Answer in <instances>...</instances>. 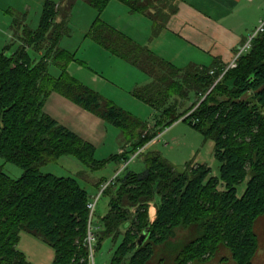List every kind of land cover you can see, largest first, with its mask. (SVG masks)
Returning <instances> with one entry per match:
<instances>
[{
    "label": "trees",
    "instance_id": "16d2710c",
    "mask_svg": "<svg viewBox=\"0 0 264 264\" xmlns=\"http://www.w3.org/2000/svg\"><path fill=\"white\" fill-rule=\"evenodd\" d=\"M109 1L86 0L97 18L85 37L152 77V84L137 88L134 96L160 113L156 114L158 128L182 118L211 140L219 175H210L204 164L187 163L177 170L157 152H148L144 171L137 174L125 168L102 191V196L111 191L113 195L101 220L103 229L95 233L93 253L99 236L113 238L123 230L114 264H146L153 245L168 243L174 230L182 227L186 233L178 244L176 264L204 260L223 246L235 264H250L257 248L253 223L264 214V32L252 40L250 50L238 57L234 68L224 71L225 65L218 61L178 68L103 22L100 15ZM116 1L131 14L150 18L152 39L163 30L169 12L161 0ZM68 7L62 13L54 2L44 0L38 28L30 30L14 22L13 27L20 29H15L20 45L11 57L0 53V158L22 169L17 179L0 170V264H26L16 249L22 229L52 248L51 264L71 260L72 264H89L87 191L74 177H57L40 168L62 156H71L85 167L123 160L141 148L137 154L142 156L158 133L149 134L145 121L102 100L68 74L74 55L58 47L68 32ZM59 14L62 20L56 22ZM26 47L41 54L38 63L33 64ZM48 59L60 69L59 76L48 74ZM52 92L116 127L133 143L131 148L96 160L91 143L43 111ZM191 95L196 100L190 109L178 113L175 98L189 100ZM171 98L174 101L169 105ZM109 180H97L96 190ZM244 181L238 196L237 187ZM154 197L158 203L149 219L147 207Z\"/></svg>",
    "mask_w": 264,
    "mask_h": 264
},
{
    "label": "rangeland",
    "instance_id": "374dc122",
    "mask_svg": "<svg viewBox=\"0 0 264 264\" xmlns=\"http://www.w3.org/2000/svg\"><path fill=\"white\" fill-rule=\"evenodd\" d=\"M38 1H41L40 6L36 4ZM42 3L43 0H32L26 9L28 12L26 25L30 30H36L38 28ZM71 3L69 15L67 16L68 21L66 22L68 32L62 35L58 42L59 48L74 55V61L67 67L68 74L70 76L72 74L74 79L77 81L79 80V82H82L84 85L87 84L85 86L96 92L102 100L110 101L117 107L145 121L150 131L149 134L157 130L158 133L156 137L154 139L152 138L147 146L144 147V149H146L142 156H138L137 153L141 152L143 148L139 149L134 155L126 156L123 160L109 161L106 165H95L92 167H85L71 156H62L56 162L42 166L40 171L53 174L57 177H74L80 186L87 191L89 201L91 202L94 197L98 196V190L95 188L98 182L97 180L101 178L111 179L116 171L121 170L126 161H128L126 172L141 173L145 169V162L143 161L144 155L153 151L157 152L177 170H181L187 163L191 165L204 164L210 169V175L218 177L219 162L214 157L213 142L209 139H205L189 122L182 121V118L169 126L158 128L160 125H156V122H158L156 121V114L160 113L143 101H140L133 94L138 83H144L143 76H140L143 74H140L136 67L131 66L122 59L112 55L109 57L100 46H97L91 39L86 38L84 33L87 32L88 28L92 25L94 20H96L97 12L86 0H73ZM161 3L165 5L166 11L170 10V0H161ZM1 7L0 5V8ZM122 11L124 12L123 15ZM0 12L5 14L1 9ZM1 13L0 53L4 52L6 56L11 57L18 46V36L16 32L14 33L15 37L13 36V31L10 26L13 24L14 18L23 19L25 16H21L22 14L17 15L18 13H15L13 16ZM100 18L107 25L119 32H121V30H127V32L122 31L123 34H126L125 36L130 35L135 38V40L141 41L144 39V35H151V20L144 16H139L138 14H130L126 6L116 0H110L107 3ZM15 29L17 28L13 30L15 31ZM160 38L161 36L157 38V40ZM168 40L167 38V44H169ZM154 41L155 39L153 42ZM169 45H171V47L175 46L173 42ZM167 48L169 50V47ZM25 50L33 64L41 60V54L32 47H26ZM170 51L172 50L170 49ZM47 63L48 74L53 77L59 76L61 72L60 69L53 65L49 59ZM51 94L57 93L52 92L48 97ZM175 99H177L175 110H177L178 113H182L188 108L190 109L196 97L193 96V98L189 100L180 99L178 97ZM173 101L174 98L169 99L168 104H172ZM52 107H57L55 108V116L60 117V115H67L66 117H61L62 120L59 119L60 121L67 125H71L72 123L74 131L77 132L78 136L93 144L96 150V160H103L111 155H119L130 149L133 144L130 141H126L124 139L125 137H123L116 127L104 121L102 122L100 118L90 112L86 111L88 113H86V115L90 117L93 115L95 118L100 119L99 123H102L99 127L97 125L95 129L91 123L96 119L87 121L81 117L82 120L79 117H73L75 115L66 114L65 108L58 107L54 102L45 105L46 110L44 109L43 111L51 112ZM162 123H164V121H162ZM0 170L12 179H17L22 174V169L20 167L11 163H6L1 158ZM245 184L246 181L237 187L238 196L242 194ZM112 195L113 192L111 191V193L106 196L103 195L98 198L91 222V231L94 234L96 231L101 232L103 229L101 220L109 210L108 203ZM157 203L158 197H154V199L148 203L147 215L149 219L155 214V206ZM252 229L256 237L257 248L250 264H264V214L254 221ZM185 233L186 231L184 228L178 227L174 230V237L170 238L168 243L153 245L151 257L146 264H176V256L179 248L178 244H180ZM123 234L124 231L120 230V233L113 238H101V236H99L92 263L114 264L113 260L116 259V250L123 239ZM18 236L19 239L16 244V249L23 254L26 264H51L54 252L45 241L24 229L19 232ZM72 261L73 260H71L69 264H72ZM190 264H235V262L232 259L230 250L223 246L212 256L204 260L193 261Z\"/></svg>",
    "mask_w": 264,
    "mask_h": 264
},
{
    "label": "crops",
    "instance_id": "0c3cea01",
    "mask_svg": "<svg viewBox=\"0 0 264 264\" xmlns=\"http://www.w3.org/2000/svg\"><path fill=\"white\" fill-rule=\"evenodd\" d=\"M31 1L32 0H0V5L2 6L0 9L5 12V14H8L10 16H13L15 13H18L17 15L22 14L21 16H25L23 19H12L13 23H16L15 26L27 27L26 23L28 12L26 9L28 5H30ZM50 1L54 2L59 8H61V12L63 13L65 12V8L68 7V2H72L73 0ZM170 1V6H172L174 11L170 12V10L172 9L170 8V10L166 12L169 13L164 28L163 30H161L159 35L154 38V42V39L151 38V35H144V39L141 41L135 40V38L130 35H128L127 37L130 38L136 44L145 46L149 51L157 55L159 58L170 62L178 68H183L190 63H193L198 66L208 65L212 61H218L222 65L226 66L233 59V56L237 52L238 48L245 42L249 33L253 31L259 19L264 14V0ZM36 4L40 6L41 1H38ZM69 9L70 8L68 7L67 16L69 15ZM123 13L124 12L122 11V15ZM135 14L150 19L147 15L139 13ZM60 20H62L61 14L57 16V19L55 21L59 22ZM67 21L68 17L66 18V22ZM10 28L12 29L13 36L15 37L13 24L10 26ZM17 28L19 29V27ZM122 31L123 30H121V32ZM123 32H127V30H124ZM16 34L18 36V33ZM160 36L161 38L157 40V38H159ZM167 38L169 39V44L173 42V45H175L174 47H171V45L166 43ZM17 43L20 45V42L17 41ZM95 44L97 46H100L97 43ZM167 47H169V50ZM100 48L109 57H111L112 55L116 58H119L112 54L106 48L102 46H100ZM170 49L172 51H170ZM137 70L140 74H143L140 76H143L142 78L144 81V83L139 82L137 88H143L151 85L153 82L152 77L147 73L139 70L138 68ZM137 88H135V90ZM190 97L193 98L192 95ZM52 102H54V104H56L58 107L65 108L66 114L75 115L73 117H81L87 121L96 119L95 121H93V123H91L94 129L97 128V125L98 127L99 125H102V123H99L100 119L95 118V116L93 115H91V117L86 115L87 112L85 110L75 105L74 103L66 100L58 94H51L46 99L43 106V110L45 109V105ZM55 108L57 107H52L51 112H44L50 115L60 124L67 127L69 130L77 134V132L74 131L72 123L71 125H67L59 120L61 119V117H66L67 115H60V117L55 116Z\"/></svg>",
    "mask_w": 264,
    "mask_h": 264
},
{
    "label": "built area",
    "instance_id": "2783aa9c",
    "mask_svg": "<svg viewBox=\"0 0 264 264\" xmlns=\"http://www.w3.org/2000/svg\"><path fill=\"white\" fill-rule=\"evenodd\" d=\"M264 32V14L263 16L259 19L258 23L256 24V26L254 27L253 31L251 33H249V35L247 36L245 42L238 48L237 52L235 53V55L233 56V59L226 65L225 70H227L229 67H234L236 64V60L238 59V57L246 52H248L251 48V42L252 40L260 33ZM127 163L128 161H126V163L124 164V166L121 168L120 171H117L115 173V175L106 183H103L100 187V190L98 191V196L94 197L93 201H89L87 204V207L89 209V220H88V232H87V236L85 238L86 244L88 246V250H89V256H88V261L89 264H93V258H94V253H93V245L96 242V237L95 234L91 231V222H92V216L94 213V209L96 206V203L98 201V198L100 196H102V191L107 187V185L109 184V182H111V180H113V178L115 176H117L121 171H123L126 167H127Z\"/></svg>",
    "mask_w": 264,
    "mask_h": 264
},
{
    "label": "water",
    "instance_id": "95a60500",
    "mask_svg": "<svg viewBox=\"0 0 264 264\" xmlns=\"http://www.w3.org/2000/svg\"><path fill=\"white\" fill-rule=\"evenodd\" d=\"M145 234H146V231L142 232V233L139 235V237H138L137 240H136L137 245H139V244L143 241V239H144V237H145Z\"/></svg>",
    "mask_w": 264,
    "mask_h": 264
}]
</instances>
